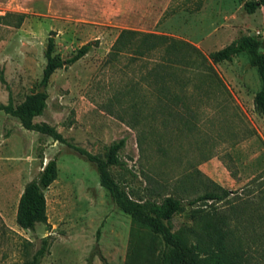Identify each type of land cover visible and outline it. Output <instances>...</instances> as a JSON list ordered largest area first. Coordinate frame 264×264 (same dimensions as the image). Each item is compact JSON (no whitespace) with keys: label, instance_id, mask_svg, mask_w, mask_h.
<instances>
[{"label":"rangeland","instance_id":"374dc122","mask_svg":"<svg viewBox=\"0 0 264 264\" xmlns=\"http://www.w3.org/2000/svg\"><path fill=\"white\" fill-rule=\"evenodd\" d=\"M246 1L0 0V104L18 105L42 88L50 35L62 58L92 42L85 57L52 75L48 107L35 122L100 156L126 138L120 156L128 168L110 171L135 197H195L212 180L232 190L225 201L188 206L171 220L172 229L200 230L214 220L215 208L229 214L234 206L239 221L232 226L252 262L264 264V215L243 197L264 170V114L254 105L263 79L253 55L215 63L218 77H208L196 55L181 63L160 50L114 51L124 28L183 39L206 54L243 34L263 41L264 5L249 13ZM68 142L28 130L0 110V264L32 258L45 238L41 264H147L150 230L118 206L97 163ZM54 158L48 223L23 229L20 196Z\"/></svg>","mask_w":264,"mask_h":264},{"label":"trees","instance_id":"16d2710c","mask_svg":"<svg viewBox=\"0 0 264 264\" xmlns=\"http://www.w3.org/2000/svg\"><path fill=\"white\" fill-rule=\"evenodd\" d=\"M263 5L264 0H247L245 9L253 13ZM133 39L138 42L135 43ZM134 44L137 45L134 46ZM92 48L93 43L88 42L71 56L62 58L55 54L56 39L54 35H50L42 85L48 86L52 75L59 68L75 64ZM125 48H132L140 55L160 50L169 55L168 57L174 58L170 60L181 63L189 62V54L196 55L197 58L194 61L198 62L200 68H204L202 74L208 77H218L213 67L215 63L232 61L236 56L249 52L253 55L252 65L258 68L263 79L262 88L255 94L254 105L259 113L264 114V48L263 41L255 35L243 34L223 48L206 54L198 46L183 39L124 28L114 44V51H122ZM159 78L165 80L167 77L159 74ZM48 97V92H42L40 89L18 105H15L12 100L7 104H0V110L18 117L28 130L38 131L52 136L55 140L68 142L55 126L35 122V118L44 114L48 107ZM68 143L97 163L101 183L110 191L118 206L131 214L139 225L148 227L150 230L151 240L147 246L149 255L147 264H254L232 226V221H239L238 210L234 206L229 214L215 208L212 214L214 220H209L200 230L182 227L174 231L170 224L174 216L185 211L188 206L206 204L210 201H225L234 193L232 190L212 180V188L206 189L195 197H182L176 194L161 195L160 193H157V197L154 193H151L149 197H135L116 181L110 171V167L114 165L128 168L127 162L120 156L121 150L126 145V138L112 142L104 156L92 154L73 143ZM40 156L43 157V153ZM57 178L58 162L54 158L44 165L38 176L27 182L20 196L17 210V222L21 228L35 230L39 223H48L46 190ZM208 180L211 179L208 178ZM245 189L247 191L243 197L264 215V170L249 181ZM47 245L48 239L45 238L43 246L32 258L14 264H41Z\"/></svg>","mask_w":264,"mask_h":264},{"label":"water","instance_id":"95a60500","mask_svg":"<svg viewBox=\"0 0 264 264\" xmlns=\"http://www.w3.org/2000/svg\"><path fill=\"white\" fill-rule=\"evenodd\" d=\"M251 35H255V32H252ZM263 48H264V40H263ZM41 91L44 92L45 91V85L42 86Z\"/></svg>","mask_w":264,"mask_h":264}]
</instances>
